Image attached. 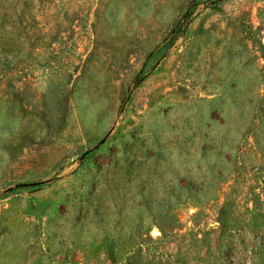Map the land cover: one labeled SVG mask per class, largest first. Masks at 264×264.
<instances>
[{
  "label": "rangeland",
  "instance_id": "374dc122",
  "mask_svg": "<svg viewBox=\"0 0 264 264\" xmlns=\"http://www.w3.org/2000/svg\"><path fill=\"white\" fill-rule=\"evenodd\" d=\"M0 264H264V0H0Z\"/></svg>",
  "mask_w": 264,
  "mask_h": 264
},
{
  "label": "trees",
  "instance_id": "16d2710c",
  "mask_svg": "<svg viewBox=\"0 0 264 264\" xmlns=\"http://www.w3.org/2000/svg\"><path fill=\"white\" fill-rule=\"evenodd\" d=\"M174 33V32H173ZM35 183H33V185H34ZM29 185V184H28ZM32 185V184H31Z\"/></svg>",
  "mask_w": 264,
  "mask_h": 264
}]
</instances>
